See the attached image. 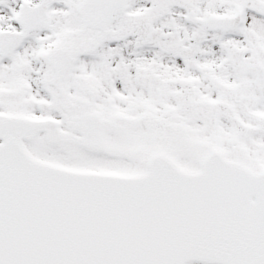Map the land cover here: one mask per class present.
I'll use <instances>...</instances> for the list:
<instances>
[{"label": "snow or ice", "instance_id": "1", "mask_svg": "<svg viewBox=\"0 0 264 264\" xmlns=\"http://www.w3.org/2000/svg\"><path fill=\"white\" fill-rule=\"evenodd\" d=\"M0 264H264V0H0Z\"/></svg>", "mask_w": 264, "mask_h": 264}]
</instances>
